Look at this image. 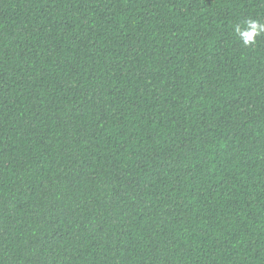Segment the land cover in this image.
Returning a JSON list of instances; mask_svg holds the SVG:
<instances>
[{"label": "trees", "instance_id": "obj_1", "mask_svg": "<svg viewBox=\"0 0 264 264\" xmlns=\"http://www.w3.org/2000/svg\"><path fill=\"white\" fill-rule=\"evenodd\" d=\"M249 20L264 0H0V264H264Z\"/></svg>", "mask_w": 264, "mask_h": 264}, {"label": "clouds", "instance_id": "obj_2", "mask_svg": "<svg viewBox=\"0 0 264 264\" xmlns=\"http://www.w3.org/2000/svg\"><path fill=\"white\" fill-rule=\"evenodd\" d=\"M249 25V31L247 32H243L242 38H243V43L245 45L250 44L253 41V36L254 34H257L260 31H264V23L258 24L256 21L254 20H249L248 22ZM238 33H240V29L237 26L235 29Z\"/></svg>", "mask_w": 264, "mask_h": 264}]
</instances>
